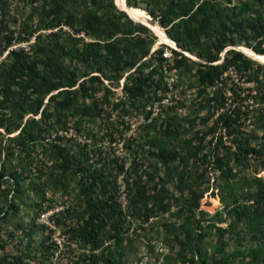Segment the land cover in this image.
Segmentation results:
<instances>
[{
	"label": "trees",
	"instance_id": "obj_1",
	"mask_svg": "<svg viewBox=\"0 0 264 264\" xmlns=\"http://www.w3.org/2000/svg\"><path fill=\"white\" fill-rule=\"evenodd\" d=\"M136 1L125 0V3L129 6ZM146 1L151 2L157 11V15H153L158 17L167 37L180 49L203 61H188L184 56L175 61V65L180 67L186 62L194 65L189 69L194 83L202 86L198 92H203V87L209 86L224 69L231 66L246 79L255 80L258 98H263L264 76L258 79L254 73L263 70L264 66L232 49L224 51L219 63L212 62L217 61L218 53L224 47L233 44H242L253 52L264 55V0H242L240 3H231L230 0ZM115 6L114 0H0V56L5 52L0 59V129L5 134L17 130L11 136L1 137L0 151L4 150L6 161L10 160L8 157L14 158L21 152L24 159H28L34 143H40L41 151L49 153L51 164V170L45 178L46 183L50 181L63 185V180L68 176L76 178L77 198L84 202L80 214L85 216L83 218L77 213L81 222L68 231L71 238L79 241L80 246L87 250L80 257L82 264H119L114 252L122 247L124 239L123 213L113 195L114 176L109 172L104 173L103 167L88 162L89 149L85 144H77L76 149L72 150L56 131L64 129L67 123L76 129L81 126L84 118L94 122L102 116L105 106L119 108V116L133 109L137 110L149 99L155 88L159 87L161 80V74L157 70L161 61L160 47L149 53L150 41L135 33L145 28L139 25L132 27L129 16ZM65 29H70V33ZM65 54L74 57L71 69L63 67L60 62L61 56ZM152 61L155 62L154 65H151ZM78 63L86 69L84 74L96 72L97 75L92 74L80 81L77 88H71L77 80ZM133 66V71L123 74ZM143 68H146L145 71ZM100 76L116 83L123 77L122 96L116 101L107 99L108 94L113 91L102 85ZM87 82L89 85H85ZM92 84L101 86L102 93L99 97L95 95L99 88ZM45 96L46 100L43 101ZM86 98L88 101L85 103ZM211 99L214 104L222 102L218 91L213 93ZM211 99L204 100L208 103ZM238 113V109H225L218 115L217 121L222 123L227 133L238 132L234 128ZM106 114L108 115L107 112ZM25 115L28 117L22 121ZM168 118L170 116L164 121ZM262 124L264 126V122ZM150 126L153 124L146 125L145 128ZM49 130H52L51 133H48ZM164 132H168V129ZM104 135L108 140H113L111 132H104ZM132 138L125 139L124 146L136 150L131 147L134 140ZM45 139L49 140L47 146L41 143ZM149 142L154 147V154L163 162L174 158L175 152L167 149L157 137ZM240 142L238 139L236 148L228 152L234 160V166L246 162L248 154L259 152L248 140ZM145 145L147 144L137 145L141 154ZM17 159L20 160L19 155ZM216 160L221 166L223 162L218 157ZM30 161L27 163H31ZM135 164L132 160L133 176L130 182L126 181L127 209L132 211H138L140 205L149 198H153V203L161 201V196L155 194L150 197L147 194V178L152 177L148 174L146 179H141L139 174L135 175L138 166ZM9 165L10 163H0V177L11 179L14 194L13 199H4L6 207L0 209L2 219H5L8 210H16L14 197L17 199L24 190L19 183L21 171L7 170ZM116 167L121 169L120 164ZM54 169H57L56 173ZM230 170L229 167L228 172ZM185 177L186 174L179 175V181L182 182ZM243 185L247 187L242 194L244 200L231 206L230 213L234 216L235 223L244 219L254 237L264 235L261 225L264 181L256 177L242 179L233 181L232 188L239 190ZM251 185L255 188L253 193L248 191ZM161 190L164 192V188ZM199 193L200 191L196 196ZM234 198L233 203L236 201ZM219 199L222 201L224 194H220ZM246 200L251 201L250 205L244 202ZM197 227L200 228L199 225ZM110 238L113 239L112 248L109 245L103 246V241ZM187 246L191 253L197 254L201 264H208L203 257L204 251L197 242L194 245L188 243ZM212 248L211 256H215L213 259L217 264H229L223 255L222 244ZM45 251L46 255L50 254L49 248ZM246 253L251 260L261 256L257 248L249 249ZM14 259V263L20 260L19 257ZM262 261L264 262V256ZM0 264H5V261Z\"/></svg>",
	"mask_w": 264,
	"mask_h": 264
},
{
	"label": "rangeland",
	"instance_id": "obj_2",
	"mask_svg": "<svg viewBox=\"0 0 264 264\" xmlns=\"http://www.w3.org/2000/svg\"><path fill=\"white\" fill-rule=\"evenodd\" d=\"M230 1L231 3H240L242 0ZM114 2L117 9H122L133 18L127 16L132 27L139 25L145 28L135 33L144 37L146 41H150V48L157 41H169L160 38L155 29L157 27L162 31L163 27L157 20V11L154 10L151 2L137 0L134 5L129 6L125 0H114ZM153 13L156 15L154 16ZM121 21L124 19L121 18ZM65 31L70 33L71 30L65 29ZM241 47L253 52L242 44L227 45L225 48L236 51H239V48L243 51ZM222 51L223 49L218 53L217 61L221 59ZM4 54L5 52L1 54L0 59L4 57ZM242 54L254 63L264 66V62L257 61L248 53ZM259 55L264 56L263 54ZM60 62L63 67L71 69L75 60L72 55L65 54L61 56ZM154 64L155 62L152 61L151 65ZM134 66L128 71H124L123 74L133 71ZM193 66L186 62L180 68L182 93H187V98L182 102V109L175 111L167 121L159 122L157 120L153 126L145 128L141 127V124H136L135 115L127 114V120L123 119L121 122L117 116L120 110H117V113L112 108L105 106L102 116L94 122L84 118L81 126L76 129L70 124L74 136L64 139L67 146L74 150L79 143L77 135L84 134L88 137L90 139L87 146L89 149L88 162L103 167L104 173L109 172L114 176V179H116L117 164H127L130 159L136 157L138 160H134V162H136L135 165H141L140 168L137 167L138 172H140L139 170L141 172H136L135 175L139 174L141 179H146L148 174L152 177L151 179L147 178V194L150 197L155 194L161 196L160 202L157 200L158 202L153 203V198H149L140 205L138 211L127 209L128 217L123 216L122 220L124 238L122 247L114 252L119 264H201L197 254L191 253L187 246L188 243L194 245V242H197L201 250L204 251L203 257L208 264H217L213 259L215 256H211V252L212 247L219 244H222L223 255L229 264H264L262 261L264 235L254 237L245 225L244 219L235 223V218L230 213L231 206L244 200L242 194L247 189L244 185L239 190L233 189V181L254 177L264 181V136L262 137L264 134L262 124L264 108L255 106L251 110H240L239 104L235 101L230 102L232 109H238L241 114L245 113L253 120L252 125L241 134H231L229 137L227 131L224 130V135L227 137L224 136L223 139L235 143L238 139L241 141L240 143L246 139L255 150L259 151L252 153L246 162L234 166V160L228 153L233 150L228 149L221 142L223 140L222 123L214 124L215 119L210 118L212 115L211 105L204 100L206 94L193 97L194 91L200 90V87L195 90L192 72L189 69ZM84 69L82 64H77L76 73L78 76L71 88H77L78 83L90 75H97L96 72L84 74ZM143 69L145 71L146 68ZM254 75L258 79L263 77L264 69L255 71ZM153 77L155 78V76ZM100 79L102 85L109 86L111 91L114 88L117 89V83L114 80L109 81L101 76ZM85 85H89V83L87 82ZM92 86L99 88L95 94L99 97L102 93L101 86L97 84H92ZM54 92L52 91V93ZM115 96H117V92L113 91L112 94H108L107 99L112 100ZM45 100L46 96L43 101ZM86 101H88L87 98L84 102L86 103ZM27 117L28 115L23 116L22 121ZM129 124L136 125L137 130L130 133L134 139L131 147L136 150L128 149L120 144L121 138L119 137L122 134L126 135ZM165 129H168V132H164ZM51 131L49 130L48 133ZM16 132L17 130L11 134H5L0 129V139ZM104 132H111L113 140H108ZM153 137H157L167 149L170 148L175 152L172 160L163 162L159 156L154 154V147L149 142ZM47 141L49 140H41L42 145L45 146ZM185 143H187L186 146ZM140 144L148 145L143 146L142 154L141 149L138 150L137 146ZM41 147L40 143H34L30 158L24 159V154L21 152L17 154L20 160L16 155L14 158L8 157L10 160L6 161L4 150L0 151V163H10L7 170L21 171L19 183L24 187L18 198L14 197V202L17 205L16 210H8L9 213L5 219L0 217V262L5 261V264L7 261V264H82L80 257L85 255L87 250L80 246L79 241L73 240L68 231L70 227H75L81 222L77 213L83 218L85 216V214H80L84 202L77 198L76 178L68 176L63 180L64 186L50 181L46 183L45 178L51 170V164H49V153L41 151ZM216 157L223 162L221 166H219ZM180 158H182V162H180ZM26 160L31 163H27ZM229 167L230 172H228ZM53 171L56 173L57 169ZM132 171L129 169L130 174L133 173ZM125 174H128L127 170ZM142 174L144 177H141ZM181 174L187 176L182 182L178 178ZM188 183L191 185L188 186ZM115 184L114 181V187ZM12 188L13 183L10 178L0 177V209L6 207L5 198L13 199ZM163 188L164 192L161 190ZM248 189L249 193L255 191L253 185ZM198 190L200 193L199 196H196ZM220 194H224L222 201L219 199ZM113 195L116 197L115 191ZM233 198L236 199L235 203L232 202ZM244 202L247 205L251 203L250 200ZM41 213H47L46 221L51 226L38 222V215ZM261 213L263 216L261 225L264 229V209ZM107 241V245L112 248L113 239L110 238ZM46 248H49L50 251L48 255H46ZM252 248H257L261 252V256L254 260H251L246 253ZM15 257H19L20 260L14 263Z\"/></svg>",
	"mask_w": 264,
	"mask_h": 264
},
{
	"label": "built area",
	"instance_id": "obj_3",
	"mask_svg": "<svg viewBox=\"0 0 264 264\" xmlns=\"http://www.w3.org/2000/svg\"><path fill=\"white\" fill-rule=\"evenodd\" d=\"M163 31V29H161ZM164 33V31H163ZM165 34V33H164ZM169 39V38H168ZM160 47V57L161 61L157 65V70L161 74V80L159 87L155 88L153 94L149 97V99L144 103V105L139 109H133L128 113L121 114L118 116V119L127 120L128 115L131 114L135 115L137 118L136 124H141V127H146V125L155 124V122L158 120L159 122L164 121V119L167 116H172V114L175 113V111H180L182 109V102L186 97V94H183L182 91V85L180 80V66L175 65V61L180 59L181 56H184L187 58V60L191 61H201L198 59L195 55L184 51L180 49L174 41L169 39L168 42H161L157 41L149 50V53H153L154 50ZM226 48H223V51L220 55L221 59L218 61L212 62L219 63L222 60L224 51ZM203 62V61H201ZM122 81L123 77L120 78L117 82V89L113 91L117 92V96L113 98V101H116L117 98L122 96L121 93V87H122ZM107 86V85H106ZM110 88L109 86H107ZM201 88L202 86H197L195 84V90H198V88ZM111 89V88H110ZM203 92L200 94L197 91H194L193 97H196L197 95L206 94L205 98L211 99L213 93L215 91H218L220 95L222 96V102L221 104H214L213 100H209L210 106V112L212 113L210 118H214L216 123H221L217 121L218 115L224 111L225 109H232L230 107V102H236L239 104L240 110L243 109H249L251 110L253 107H260L261 109L264 108V96L261 100L258 98L259 91L257 89V83L255 80L252 79H246V77L236 71L233 67L229 66L226 69H224L216 79L212 81L209 86L203 87ZM262 91L264 95V81L262 85ZM114 111L117 112L119 108H114ZM235 111V110H234ZM118 113V112H117ZM119 112L118 114H120ZM233 113V112H232ZM231 113V115H233ZM116 116V117H117ZM252 118L247 114H241L238 113V117L234 122V128L237 129L238 132H229L227 133V136L230 137L231 134H240L242 132H245L247 127H250L252 125ZM136 126V125H135ZM134 125L129 124L127 128V133L124 136L122 134L119 138H121L120 144L124 145V140L131 137L130 133L135 132L137 129ZM223 126V125H222ZM220 130V128H219ZM225 127H221V135L222 139L227 137L225 136ZM56 134L62 137L63 141L64 139H68L70 136H74L73 129L70 125V123H67L66 127L64 129H59L56 131ZM78 136V137H77ZM77 142L78 144H85L86 146L89 145L90 139L86 137L84 134L82 136L77 135ZM225 136V137H224ZM223 145H226L228 149L234 150L236 148L235 142H229L226 140L221 141ZM125 147V146H124ZM251 154H248L247 157H249ZM132 160H138L136 157L133 159H130L127 164L120 163L121 169H117L116 179L115 181V193H116V202L118 204V207L123 213L124 217H128V211H127V187H126V181L130 182L132 178V174H130L129 169L132 168ZM92 165L97 166L95 163H92ZM140 164L137 166L140 168ZM127 170L128 174H125V171ZM141 172V170H139ZM136 172H138V169L136 168ZM141 177H144L142 174ZM47 213H41L39 214L38 222L44 223L46 226H51L46 219L48 217L46 216ZM108 241H103V246H107Z\"/></svg>",
	"mask_w": 264,
	"mask_h": 264
},
{
	"label": "bare ground",
	"instance_id": "obj_4",
	"mask_svg": "<svg viewBox=\"0 0 264 264\" xmlns=\"http://www.w3.org/2000/svg\"><path fill=\"white\" fill-rule=\"evenodd\" d=\"M114 4H115V2H114ZM116 5V4H115ZM120 10H122V9H120ZM126 13V12H125ZM127 15H128V13H126ZM129 16V15H128ZM130 17V16H129ZM131 18V17H130ZM131 19H133V18H131ZM157 31H158V34H159V36H160V38H162V39H164V40H166V41H168L169 39L167 38V36L162 32V31H160V30H158L157 29V27L155 28ZM241 49L243 50V51H245L246 53H248V55H250V57H253L254 59H256L257 61H261V62H264V56H261V55H259V54H256V53H254V52H251V51H247V50H245L244 48H242L241 47ZM242 51V52H243ZM245 52H243L244 54H245ZM247 55V54H246Z\"/></svg>",
	"mask_w": 264,
	"mask_h": 264
},
{
	"label": "water",
	"instance_id": "obj_5",
	"mask_svg": "<svg viewBox=\"0 0 264 264\" xmlns=\"http://www.w3.org/2000/svg\"><path fill=\"white\" fill-rule=\"evenodd\" d=\"M130 18V17H129ZM238 50L240 51V52H242L239 48H238ZM243 53V52H242ZM248 56V55H247Z\"/></svg>",
	"mask_w": 264,
	"mask_h": 264
}]
</instances>
